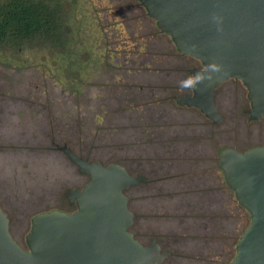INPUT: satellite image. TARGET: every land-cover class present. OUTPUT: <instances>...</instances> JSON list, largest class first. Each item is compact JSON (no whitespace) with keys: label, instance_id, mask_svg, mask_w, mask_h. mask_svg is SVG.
I'll use <instances>...</instances> for the list:
<instances>
[{"label":"rangeland","instance_id":"1","mask_svg":"<svg viewBox=\"0 0 264 264\" xmlns=\"http://www.w3.org/2000/svg\"><path fill=\"white\" fill-rule=\"evenodd\" d=\"M54 1L62 6L68 29L65 46L0 49V204L9 218L11 236L24 249L31 218L51 209L71 212L74 207L67 202V192L88 181L56 145L68 144L78 154L107 164L145 139L138 129L145 122L151 123L148 115L154 113L153 109L132 111L122 104L127 99L132 104L141 103L136 89L149 83L151 75L139 69L137 59L124 62L126 50V56L135 54L130 33L154 29L160 34L145 9L136 0ZM160 35L155 42L162 52H177L170 37ZM171 63L183 69L182 83L192 85L194 78L187 68H199L200 62L180 56ZM246 93L242 82L233 78L218 88L216 104L223 120L212 127L208 144L213 151L264 146V116L247 120ZM171 103L173 115L199 116L198 110H178L173 100ZM236 215L235 239L229 238L220 247L211 243L207 250L192 246L188 240L182 245L188 248L185 252H200L197 257L176 256L163 264H230L235 245L250 223L248 211L237 202ZM150 223L156 233L170 227L174 228L168 230L172 234L184 233L175 221L160 224L151 219ZM139 238L148 242L144 236Z\"/></svg>","mask_w":264,"mask_h":264},{"label":"water","instance_id":"2","mask_svg":"<svg viewBox=\"0 0 264 264\" xmlns=\"http://www.w3.org/2000/svg\"><path fill=\"white\" fill-rule=\"evenodd\" d=\"M176 51L198 59L190 68L191 93L175 95L214 124L222 121L214 94L233 78L245 86L248 121L264 116V0H136ZM88 176L66 198L75 209H51L31 218L22 248L11 236L0 206V264H162L171 255L156 238L142 244L130 231L133 213L125 191L144 182L116 162L89 161L67 145H56ZM218 167L239 205L250 216L230 264H264V146L224 147Z\"/></svg>","mask_w":264,"mask_h":264},{"label":"flooded vegetation","instance_id":"3","mask_svg":"<svg viewBox=\"0 0 264 264\" xmlns=\"http://www.w3.org/2000/svg\"><path fill=\"white\" fill-rule=\"evenodd\" d=\"M194 59L200 62L198 59ZM199 68H202L201 63ZM189 69L190 68H187V72ZM183 73V69H180L178 73L179 75L176 74L177 77L175 85L173 86L172 83L168 86L166 85V87L161 88L159 92L154 88L152 90L141 89V103L147 104L149 102H152L151 100L156 101L166 98H170L175 102V95H184L186 93H191V86L193 85V83L190 86L182 83ZM173 88L176 89L175 92H172ZM218 88L214 94L215 104ZM167 89H169V91H166ZM156 94H161V96L155 99L154 95ZM180 106L186 108L187 110H198V112L203 115L204 121L201 124H199V122L197 123V125H201L198 126V131L196 132L195 130H193L195 133L194 136H198V138H202L204 140L202 145L178 147L174 143L173 139H167V144L161 141V145L156 146L154 145V143L156 142V137L160 136L159 131L155 129V124L145 122V125H142L143 129H138L139 135L145 139L143 141L140 140L138 145L131 146V151L124 152L119 158V160L121 161L119 164L123 165L128 172L129 169L132 170V172L129 173L133 175H142L146 178L144 182H139L135 185H132L125 191V195L128 198V208L133 213V222L130 231L134 234V237L137 238L142 244H147L152 238H156L162 249L168 248L159 237V235L172 233L162 232L160 234L159 232H154L152 223H150L149 215L145 213V209H147V206L144 207L143 202H152L155 201L156 198L161 197L180 199V201L186 199L188 200V202L196 203L203 201L209 202L215 199L216 191L219 187V182L217 183V179H215L217 178V174L215 175L214 169H216L218 172L220 170L218 167V157L219 151L221 149L213 151L210 147L211 145L208 144L211 141L212 127L215 124L210 119L206 118L204 114L199 111V109L195 107H188L185 105ZM216 106L218 108V104H216ZM188 124L193 125L194 123L190 122ZM160 126L161 125H159L158 127ZM207 132L209 134L211 133V135H206ZM209 163L210 166H205L209 165ZM174 164L178 167H183L184 171L179 170V172H177L175 175H171L169 169L173 167ZM204 174H206V177L209 178V181L206 183L200 181V176H204ZM172 179H174L173 181H175L174 184H171ZM167 181H169V185L166 184ZM69 205L73 206L75 209L74 204ZM196 212L199 213L198 210H196ZM174 235H179L182 237L184 236V234ZM193 235H196L198 237V242L202 250H207L208 245L214 243L213 235H203L201 233ZM139 236L146 237V240H148V242H142Z\"/></svg>","mask_w":264,"mask_h":264},{"label":"crops","instance_id":"4","mask_svg":"<svg viewBox=\"0 0 264 264\" xmlns=\"http://www.w3.org/2000/svg\"><path fill=\"white\" fill-rule=\"evenodd\" d=\"M142 34L143 33L135 35L134 33L133 34L130 33L131 36H128L133 42L132 48L135 49V54H132L131 56H129L130 54H128L126 56L127 53L126 50L124 55V62L127 63L126 60L132 58V59H137L136 64L138 65L142 64L143 66H147L148 69H146L144 74L145 73L148 74V72L151 73V75L147 77L148 78L147 82H149L148 84L157 85L158 86L157 90L159 92L161 88H164L166 87V85L168 86L171 84V76L166 75V69L164 67L156 70L154 60L149 55L150 47H151L149 43L153 39L155 40L156 38L161 36L160 34L162 33L157 35V37H155L156 35L147 36ZM150 62L152 63V68L149 65ZM141 89L142 87L136 89V91L138 90V92H140ZM166 91H169V89H167ZM151 101L152 102L144 104V106H141V103L132 104L130 100L127 99L123 101L122 104L125 107H130L132 111H136V112L140 111V113L144 112V109L147 111L149 109L150 110L153 109L154 111L153 114L148 111L150 114L148 115V117L152 119L151 123L155 124V129H157L160 134V136L156 137V142L154 143V145L156 146L161 145L160 143L161 141L167 144V139H173L174 143L178 147H190V146L202 145L204 140L202 138H198V136H194L195 133L193 131L195 130L197 132L198 126H201V125H197V123L199 122V124H201L204 121V117L202 114L199 113V116L196 113H194L195 115L193 114L173 115L172 103H171L172 99L166 98L163 100H156V101L151 100ZM161 106L163 107V109L160 108ZM175 106L176 108L178 107L177 108L178 110L181 109L187 110L186 108L178 105L176 102H175ZM190 122H193L194 124L193 125L188 124ZM142 125L139 128V130L143 129ZM159 125L161 126L158 127ZM205 166H210V163L209 165H205ZM183 169H184L183 167H178L174 164L173 167L169 169V172L171 175H175L177 172H179V170L184 171ZM214 173L215 175L217 174V178L215 177L214 178L217 179V183L219 182L218 184L219 187L217 188L216 196L213 201H209V202L203 201L196 203V202H188V200L186 199L180 201V199L161 197V198H156L155 201L152 202L149 201L143 202L144 204L143 206L144 207L147 206V209H145V213L149 215L150 221L151 219H153L155 221H159L160 224H164V223L170 224L171 221H175V223L177 222L176 226L181 227L184 232L181 234L186 233L185 234L186 236L199 234V233L203 235L204 234L213 235L214 237L213 242L216 244L218 243L219 247L225 241H228L229 238L234 237L235 239L234 232H235V221L237 217L236 215L237 201L235 199L233 191L226 185L221 170H219L218 172L216 169H214ZM206 176H207L206 174H204V176L201 175L200 181L201 182L203 181L205 183L208 182L209 178ZM173 180L174 179L171 180L172 181L171 184H174L175 181ZM169 181L166 182L167 185H169L168 184ZM239 206L242 207L241 205ZM196 210H198L199 213H197ZM170 228L172 229H168V230L174 229L173 227ZM166 229L167 228H164L161 231L168 232V230ZM192 229L194 230L193 232H191Z\"/></svg>","mask_w":264,"mask_h":264},{"label":"trees","instance_id":"5","mask_svg":"<svg viewBox=\"0 0 264 264\" xmlns=\"http://www.w3.org/2000/svg\"><path fill=\"white\" fill-rule=\"evenodd\" d=\"M154 29H148V32H144L142 35H156ZM158 35V34H157ZM68 42V29L64 23L63 9L59 2L54 0H2L0 1V49H20L26 45H46L54 48H62ZM149 55L154 60L156 70L160 68L166 69V75L171 76V83L174 86L176 82V73L179 68L172 66L171 60L180 57L177 52H162L158 43L155 40L150 41ZM148 60V58H147ZM152 66V63H149ZM139 69H147V66L142 64L138 65ZM175 79L174 82L172 80ZM146 90L157 89V85L141 84L137 87ZM176 89L173 88L172 92ZM140 92L138 97L140 98ZM68 146V144H65ZM73 152L72 146H68ZM123 148V145L120 146ZM92 148H95L93 145ZM77 155L92 161V158L87 155ZM110 161L120 163L121 161L116 157ZM129 172L132 170L129 169ZM159 237L171 251V255L163 261L172 260L176 256H183L189 260H193L200 253L189 254L185 252L188 248H184L182 245L185 242H191V245L199 247L196 235L179 236L174 234H161ZM175 238V239H173ZM189 240V241H188ZM173 247L178 251L175 252ZM198 253V254H197ZM200 259V255L198 256ZM162 263V264H163Z\"/></svg>","mask_w":264,"mask_h":264}]
</instances>
